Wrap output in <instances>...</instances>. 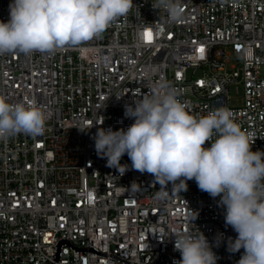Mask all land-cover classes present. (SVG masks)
<instances>
[{"label":"built area","instance_id":"built-area-1","mask_svg":"<svg viewBox=\"0 0 264 264\" xmlns=\"http://www.w3.org/2000/svg\"><path fill=\"white\" fill-rule=\"evenodd\" d=\"M10 2L0 0V20L10 18ZM153 2L133 0L99 37L55 54L0 56V97L35 101L48 117L42 135L0 141V264H51L63 237L155 264L166 252L180 255L174 233L199 232L218 260L240 259L243 249L227 250L237 233L225 225L219 196L194 179L186 191L161 188L132 169L127 154L123 173L109 168L93 137L99 127L126 129L134 121L124 116L125 104L163 82L194 116L231 109L252 134V150L264 151V0H178L183 11L175 21ZM233 87L242 105L231 103ZM56 264L128 263L62 244Z\"/></svg>","mask_w":264,"mask_h":264},{"label":"clouds","instance_id":"clouds-1","mask_svg":"<svg viewBox=\"0 0 264 264\" xmlns=\"http://www.w3.org/2000/svg\"><path fill=\"white\" fill-rule=\"evenodd\" d=\"M132 6L133 0H11L10 18L0 20V56L51 55L77 46L99 37ZM152 6L174 21L182 17L178 0H154ZM124 116L134 121L126 129L99 127L93 137L107 166L123 173L128 165L120 161L127 154L131 168L151 174L161 188L171 184L186 191L187 181L194 179L201 191L220 197L225 225L237 233L228 237L227 250L243 249L236 264H264V151L252 150L253 136L233 111L220 106L194 116L175 89L161 82L151 95L125 104ZM47 118L35 101L9 103L0 97V141L40 136ZM174 235V250L180 253L174 264H217L202 232Z\"/></svg>","mask_w":264,"mask_h":264},{"label":"water","instance_id":"water-1","mask_svg":"<svg viewBox=\"0 0 264 264\" xmlns=\"http://www.w3.org/2000/svg\"><path fill=\"white\" fill-rule=\"evenodd\" d=\"M62 244H67V245L73 247L75 249V252H76V250H79L80 252L83 253V255H85V251H93V252H96L99 255H103V256L109 255V256H112L113 258H116V259L121 260L123 262H126L128 264H143V263L129 262L127 260H124V259H122V258L114 255V254L101 252V251L97 250L94 247H76V246H74L71 243V241L68 238H65V237L59 239V241L57 242V244H56V251H55V257L53 258L51 264H56L58 262L59 257L61 255V246H62ZM238 255H239V252H238ZM165 256L180 257L179 254H173L171 251L170 252H166L165 254L161 255V257L157 260V262L155 264H158ZM234 260L233 261H230V260L221 259V260H218L217 263L236 264V262H234Z\"/></svg>","mask_w":264,"mask_h":264},{"label":"rangeland","instance_id":"rangeland-1","mask_svg":"<svg viewBox=\"0 0 264 264\" xmlns=\"http://www.w3.org/2000/svg\"><path fill=\"white\" fill-rule=\"evenodd\" d=\"M231 103L233 105H242L243 104V98L241 94H237L235 88H232V100Z\"/></svg>","mask_w":264,"mask_h":264},{"label":"snow or ice","instance_id":"snow-or-ice-1","mask_svg":"<svg viewBox=\"0 0 264 264\" xmlns=\"http://www.w3.org/2000/svg\"><path fill=\"white\" fill-rule=\"evenodd\" d=\"M145 35H146V38H147V39H149V40L151 39V35H152V34H151L150 32H146ZM200 51L203 52V49L201 48Z\"/></svg>","mask_w":264,"mask_h":264}]
</instances>
